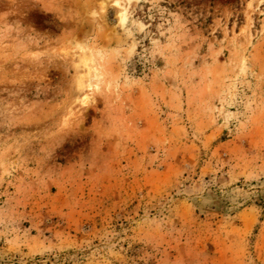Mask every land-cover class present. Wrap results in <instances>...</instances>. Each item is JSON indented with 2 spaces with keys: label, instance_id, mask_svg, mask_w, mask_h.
I'll return each instance as SVG.
<instances>
[{
  "label": "rangeland",
  "instance_id": "1",
  "mask_svg": "<svg viewBox=\"0 0 264 264\" xmlns=\"http://www.w3.org/2000/svg\"><path fill=\"white\" fill-rule=\"evenodd\" d=\"M0 264H264V0H0Z\"/></svg>",
  "mask_w": 264,
  "mask_h": 264
},
{
  "label": "bare ground",
  "instance_id": "2",
  "mask_svg": "<svg viewBox=\"0 0 264 264\" xmlns=\"http://www.w3.org/2000/svg\"><path fill=\"white\" fill-rule=\"evenodd\" d=\"M118 6V5H117ZM119 19L121 23H124L126 20V12L125 9L122 8L121 6H119ZM78 69H79V76L77 77V86L78 88H80L81 90H83L84 88L91 87V79L89 77L90 71H91V67L88 65V60L86 59V57H80L78 65H77ZM95 69V68H94ZM84 78H86L87 83L86 85H84ZM81 103V105H86L89 103V99L88 96L85 95L83 99H81L79 101Z\"/></svg>",
  "mask_w": 264,
  "mask_h": 264
}]
</instances>
